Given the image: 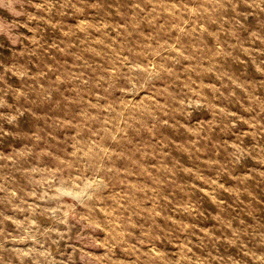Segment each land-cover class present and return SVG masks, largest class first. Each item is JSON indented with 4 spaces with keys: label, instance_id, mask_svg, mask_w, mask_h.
I'll return each instance as SVG.
<instances>
[{
    "label": "rangeland",
    "instance_id": "374dc122",
    "mask_svg": "<svg viewBox=\"0 0 264 264\" xmlns=\"http://www.w3.org/2000/svg\"><path fill=\"white\" fill-rule=\"evenodd\" d=\"M0 264H264V0H0Z\"/></svg>",
    "mask_w": 264,
    "mask_h": 264
}]
</instances>
